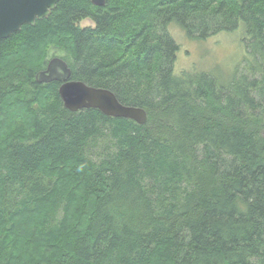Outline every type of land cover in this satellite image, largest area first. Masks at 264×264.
I'll return each mask as SVG.
<instances>
[{"label": "trees", "instance_id": "trees-1", "mask_svg": "<svg viewBox=\"0 0 264 264\" xmlns=\"http://www.w3.org/2000/svg\"><path fill=\"white\" fill-rule=\"evenodd\" d=\"M240 22L226 86L174 74L170 24L201 41ZM52 49L146 123L65 109L34 78ZM0 264H264V0H59L1 39Z\"/></svg>", "mask_w": 264, "mask_h": 264}, {"label": "water", "instance_id": "water-1", "mask_svg": "<svg viewBox=\"0 0 264 264\" xmlns=\"http://www.w3.org/2000/svg\"><path fill=\"white\" fill-rule=\"evenodd\" d=\"M59 0H0V40L20 30L21 26L34 25L36 20L47 18ZM93 6L102 7L106 0H89ZM39 84L59 83L58 95L65 109L77 112L96 109L111 118L128 119L138 125L146 123L143 109L124 106L108 90L94 88L71 80V71L61 58L53 57L45 69L35 74Z\"/></svg>", "mask_w": 264, "mask_h": 264}, {"label": "rangeland", "instance_id": "rangeland-1", "mask_svg": "<svg viewBox=\"0 0 264 264\" xmlns=\"http://www.w3.org/2000/svg\"><path fill=\"white\" fill-rule=\"evenodd\" d=\"M80 28L93 27L92 21L86 19L79 23ZM167 32L178 46L174 74L179 76L181 72H206L214 78L219 85L226 86L235 67L240 65L246 57L245 26L239 23L233 32H222L206 40L194 41L186 38L184 33L174 24L167 27ZM53 57L62 58L64 53L57 50H49L47 61ZM104 147L96 144L95 156ZM97 159V158H95Z\"/></svg>", "mask_w": 264, "mask_h": 264}]
</instances>
